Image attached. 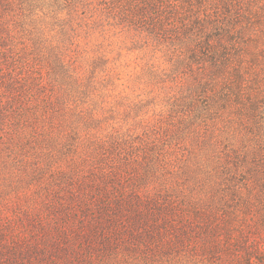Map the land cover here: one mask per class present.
I'll list each match as a JSON object with an SVG mask.
<instances>
[{"label":"rangeland","instance_id":"374dc122","mask_svg":"<svg viewBox=\"0 0 264 264\" xmlns=\"http://www.w3.org/2000/svg\"><path fill=\"white\" fill-rule=\"evenodd\" d=\"M132 194L157 242L79 248ZM201 211L264 247V0H4L0 264H233L158 244Z\"/></svg>","mask_w":264,"mask_h":264},{"label":"trees","instance_id":"16d2710c","mask_svg":"<svg viewBox=\"0 0 264 264\" xmlns=\"http://www.w3.org/2000/svg\"><path fill=\"white\" fill-rule=\"evenodd\" d=\"M3 6L4 0H0V10ZM155 6V1H153L152 8ZM141 11L144 12L143 9ZM144 16L145 15H143V17ZM157 24H159V22L154 23V27H156ZM159 25L162 26L161 24ZM187 32L186 30L185 34H187ZM224 33V31H218L219 39L222 40ZM212 40H214L213 36H209L206 40L199 37V41H197L194 46L192 43L190 50H192V48L200 50L207 49V58L212 63L213 68L215 67L216 69L219 61V52H216L215 49L222 43L220 41V44L217 43V46L215 41H213V43ZM211 44L216 46H212ZM194 53L196 56L198 55V51ZM133 195L134 194L129 195L126 197V200L123 201H103L100 207L103 212L109 216L108 221H105L104 217L101 215H98L97 219H94V221L92 220L89 230L82 233L83 242L80 244L79 248L93 252H113L119 248L121 244H125L126 249H138L141 247V243L148 244L149 242H157V240H154L158 237L156 236V232L154 233L152 230L148 229V227L151 228L153 226L150 220L153 221L156 217L148 219V211L145 212L147 204L145 202H140L135 205L132 201V198H134L132 197ZM135 197L138 198V195ZM124 207H131L128 209L129 213H126L127 210H123ZM116 209H119L120 212H115ZM113 215H115V217ZM210 215H212V213L206 211L197 213L195 225L198 227V230L192 233V231L190 232L188 229L183 228L180 230V233L177 232L171 235L169 240L164 241L161 239L162 243L159 240L158 244L162 247H166L172 246L175 243H184L187 241L188 245L192 247V251L196 250L197 254L200 255L203 260L212 261L216 259L228 262L224 259V256L226 257L227 255V257L232 260L233 264H264V258L262 257L264 256V247L258 246V244L254 242V244L249 243L245 238L241 239L234 237L232 234L233 226H231V223L224 217L220 222H216V224L212 225L209 218ZM136 216L139 218L136 219ZM158 233L163 237V232L158 231ZM223 235L226 237L228 236V239L225 240ZM69 247V250H71L72 246L69 245ZM223 247H226L228 250L226 255L223 253Z\"/></svg>","mask_w":264,"mask_h":264}]
</instances>
